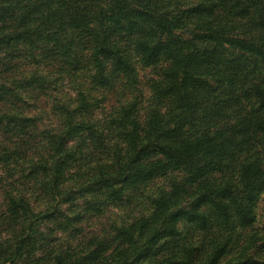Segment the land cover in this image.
Listing matches in <instances>:
<instances>
[{
	"label": "trees",
	"instance_id": "obj_1",
	"mask_svg": "<svg viewBox=\"0 0 264 264\" xmlns=\"http://www.w3.org/2000/svg\"><path fill=\"white\" fill-rule=\"evenodd\" d=\"M263 196L264 0H0V264H264Z\"/></svg>",
	"mask_w": 264,
	"mask_h": 264
},
{
	"label": "rangeland",
	"instance_id": "obj_2",
	"mask_svg": "<svg viewBox=\"0 0 264 264\" xmlns=\"http://www.w3.org/2000/svg\"><path fill=\"white\" fill-rule=\"evenodd\" d=\"M149 76V71H143L140 72V78L143 82H145L146 78ZM258 222L257 224L254 226L255 229L260 230L263 228L264 226V196L261 198V201L258 205ZM102 219H97L96 221H91L89 223L86 224V228L87 226H92V227H96V226H100V224L105 221ZM101 222V223H100Z\"/></svg>",
	"mask_w": 264,
	"mask_h": 264
}]
</instances>
